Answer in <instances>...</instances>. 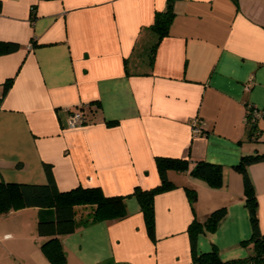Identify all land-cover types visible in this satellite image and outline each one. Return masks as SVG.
Segmentation results:
<instances>
[{
	"label": "crops",
	"instance_id": "0c3cea01",
	"mask_svg": "<svg viewBox=\"0 0 264 264\" xmlns=\"http://www.w3.org/2000/svg\"><path fill=\"white\" fill-rule=\"evenodd\" d=\"M166 0H1L0 180L59 189L98 186L125 196L126 215L90 218L75 208V231L60 236V264H194L187 228L214 209L226 214L196 238L226 261L251 253L241 156L264 153V119L251 130L246 106L264 110V0H175L169 33L149 29ZM153 54V57L151 55ZM11 85L3 93L4 83ZM83 105L90 121L68 127ZM201 127L192 135V121ZM156 156L221 165L222 185L169 170L175 187L154 196L155 240L135 187L160 182ZM264 232V161L247 167ZM185 188L197 195L191 204ZM37 208L0 215V264H52L36 231Z\"/></svg>",
	"mask_w": 264,
	"mask_h": 264
},
{
	"label": "trees",
	"instance_id": "16d2710c",
	"mask_svg": "<svg viewBox=\"0 0 264 264\" xmlns=\"http://www.w3.org/2000/svg\"><path fill=\"white\" fill-rule=\"evenodd\" d=\"M174 1L166 0L164 10H157L154 14L153 23L149 26L156 35L155 43L151 51L158 45L159 39L167 35L170 30V24L174 16ZM1 8V0H0ZM19 49L17 42L0 41V54L12 53ZM153 57V54L151 55ZM11 79L4 83L3 93L11 85ZM89 105H87L88 107ZM86 107V108H87ZM83 107L87 122L90 120L88 111ZM264 119V115L262 116ZM259 119V118H258ZM258 119L250 123L251 130L257 129ZM156 170L159 173L160 182L152 188L145 189L135 187L131 192L143 213L146 223V233L149 238L155 240V221H154V196L175 187V184L168 178L167 171L190 172L194 177L203 179L212 188L222 185V167L219 164L199 159L190 166L188 158L156 156ZM264 161V153L247 154L241 156L240 160L234 164L233 169L237 170L243 181V193L245 195V205L249 212L251 225V253L246 257L239 259L222 260L218 255L217 248L198 254L196 249V238L204 231L214 232L218 222L226 214V208L214 209L202 223L193 218L190 222L187 232L189 233L190 251L193 256L194 264H264V232L258 229L256 195L253 189V183L248 175V165ZM46 182L24 183L0 180V215L7 214L16 204L26 207L37 208L36 231L43 239L40 244V250L43 252L47 261L52 264L63 263L65 259L62 249L60 236L69 235L75 231V208L81 204L91 205L90 218L94 220L118 219L126 215L125 196L123 195H104L98 186L84 187L76 186L68 190H61L58 187L53 173V166L49 163H43ZM186 195L189 198L191 208L196 201L197 195L193 188H185Z\"/></svg>",
	"mask_w": 264,
	"mask_h": 264
},
{
	"label": "built area",
	"instance_id": "2783aa9c",
	"mask_svg": "<svg viewBox=\"0 0 264 264\" xmlns=\"http://www.w3.org/2000/svg\"><path fill=\"white\" fill-rule=\"evenodd\" d=\"M83 105L76 111L70 114V118L67 121L68 127H77L79 125L87 123V117L84 115ZM245 121L251 123L252 120L258 119L264 115V110L252 108L249 105L246 106ZM192 135L198 136L201 133V127L197 120L192 121L191 127Z\"/></svg>",
	"mask_w": 264,
	"mask_h": 264
}]
</instances>
